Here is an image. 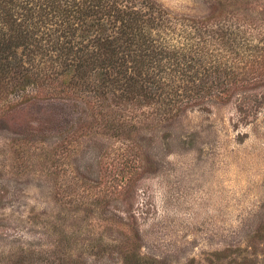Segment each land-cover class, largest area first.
<instances>
[{"label":"rangeland","instance_id":"obj_1","mask_svg":"<svg viewBox=\"0 0 264 264\" xmlns=\"http://www.w3.org/2000/svg\"><path fill=\"white\" fill-rule=\"evenodd\" d=\"M150 1L257 88L121 134L75 101L2 106L0 264H264V0Z\"/></svg>","mask_w":264,"mask_h":264},{"label":"trees","instance_id":"obj_2","mask_svg":"<svg viewBox=\"0 0 264 264\" xmlns=\"http://www.w3.org/2000/svg\"><path fill=\"white\" fill-rule=\"evenodd\" d=\"M156 9L150 0H0V108L75 101L116 121L121 134L136 111L172 119L209 98L257 88L253 70L259 64L263 73L264 59L243 73L236 46L224 43L229 50L215 61L192 26L177 29Z\"/></svg>","mask_w":264,"mask_h":264}]
</instances>
